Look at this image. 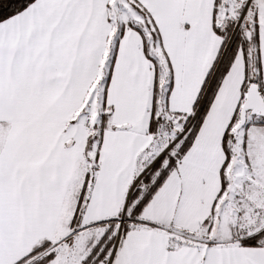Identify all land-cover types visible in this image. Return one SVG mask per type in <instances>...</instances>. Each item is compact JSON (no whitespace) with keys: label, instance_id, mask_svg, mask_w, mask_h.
<instances>
[{"label":"snow or ice","instance_id":"snow-or-ice-1","mask_svg":"<svg viewBox=\"0 0 264 264\" xmlns=\"http://www.w3.org/2000/svg\"><path fill=\"white\" fill-rule=\"evenodd\" d=\"M0 264H264V0H0Z\"/></svg>","mask_w":264,"mask_h":264}]
</instances>
